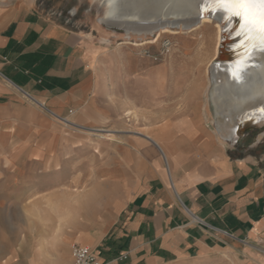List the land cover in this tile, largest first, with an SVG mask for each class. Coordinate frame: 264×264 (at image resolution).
Returning <instances> with one entry per match:
<instances>
[{"label": "crops", "instance_id": "crops-1", "mask_svg": "<svg viewBox=\"0 0 264 264\" xmlns=\"http://www.w3.org/2000/svg\"><path fill=\"white\" fill-rule=\"evenodd\" d=\"M5 1L0 2V162H11V147L32 148L30 156L39 162L34 165L44 153L56 161L53 153L68 145L61 117L86 129L118 116L126 105H112L85 33L31 2ZM165 82L146 78L145 104L157 110L138 142L147 156L131 177L132 193L89 247L106 264H264L263 158L221 146L215 128L201 118L198 97L184 94L173 97L182 102H171L161 96ZM157 145L161 158L154 153ZM100 188L83 194L82 202L100 196ZM73 240L67 233L62 243ZM68 261L63 252L53 263Z\"/></svg>", "mask_w": 264, "mask_h": 264}, {"label": "rangeland", "instance_id": "rangeland-1", "mask_svg": "<svg viewBox=\"0 0 264 264\" xmlns=\"http://www.w3.org/2000/svg\"><path fill=\"white\" fill-rule=\"evenodd\" d=\"M24 1L85 33L95 49V68L106 81L112 105L115 101L123 102L124 108L138 114V120H127L122 108L118 116L93 125L113 134L112 139H96L95 147L81 145L95 137L71 124L60 126L64 144L68 145L53 153L56 161L44 153L40 165H34L39 162H33L32 148L11 147V162H0V264H54L53 260L63 252L70 264L72 246H90L102 236L114 221L122 201L132 193L131 177L144 161L141 156H147L138 143L147 128L141 117L157 116V110L145 104L146 77L153 69L157 70V79L167 81L163 84L166 93L161 96L172 97L171 102H182L173 97L184 94L198 97L208 118L203 122L217 119L209 98L210 89L204 91L207 79L203 69L213 57L214 27L206 28L208 36L200 43L197 35L183 25L189 14L180 7L162 9L148 3L126 16L123 12L128 10L114 7L113 0H6L4 5ZM105 9H110L106 19L116 29L99 21ZM228 28L233 34L238 23L229 21ZM183 39L189 44L182 45ZM126 50L133 52L130 63ZM208 124L215 127L212 122ZM252 127L241 128L236 142H222L235 155L251 154L263 158L264 164V124ZM154 153L161 158L156 149ZM116 174L121 180H116ZM99 186L100 196L92 194L90 202L83 201L85 209H81L78 204L83 203L82 195ZM48 215L53 220L46 219ZM55 228L59 229L57 233ZM67 233H72L74 240L65 245L62 240ZM220 264L231 263L227 260Z\"/></svg>", "mask_w": 264, "mask_h": 264}, {"label": "bare ground", "instance_id": "bare-ground-1", "mask_svg": "<svg viewBox=\"0 0 264 264\" xmlns=\"http://www.w3.org/2000/svg\"><path fill=\"white\" fill-rule=\"evenodd\" d=\"M200 2L201 0H113V5L114 7L127 9V12H123L126 16H131L132 12L148 3L151 7L158 6L162 9L168 6L184 8L189 17L183 22V25L190 32L197 35V41L200 43L208 36L206 28L214 27L213 57L203 67L207 79L204 91L207 92L210 89L209 98L215 107L214 111L217 119L209 120V122L215 125L214 133L222 146L224 144L222 140L231 143L236 142L241 128L262 126L264 124V113L260 111V109L264 108V50L258 48L253 51L250 58L246 61V67L241 74V78L239 80L234 79L230 69L233 68L239 57L244 54V50L237 47L239 38L236 36V31L233 34L229 31L228 22H232L233 19L231 18L226 21L219 12L201 16L197 7ZM109 11L105 9L104 15L102 14L103 16L99 18V21L108 28L116 29L106 19ZM236 23L239 24V22ZM181 44L187 45L189 43L186 39H183ZM132 45L135 46L137 43H133ZM126 53L127 61L130 63L133 52L132 50H126ZM218 60L220 62H217ZM156 72L157 70L153 69L152 74L154 73V75L151 74L150 77L157 79ZM26 99L31 102V99ZM196 106L201 107L203 111L201 118L207 122L208 118L203 108L204 103H198ZM123 116L127 120H138V114L131 108H125ZM57 117L56 115L55 117L52 116L54 122H57ZM141 118L144 126L148 127L153 124L150 122V118L146 116H142ZM61 125L68 126L70 123L62 120ZM104 129L91 126L81 130L86 135L95 137V139H89L91 142L89 143L95 147L97 145L96 139L113 138L112 131ZM156 148L163 155L162 149L158 145ZM22 188L23 186L20 185L19 189Z\"/></svg>", "mask_w": 264, "mask_h": 264}, {"label": "snow or ice", "instance_id": "snow-or-ice-1", "mask_svg": "<svg viewBox=\"0 0 264 264\" xmlns=\"http://www.w3.org/2000/svg\"><path fill=\"white\" fill-rule=\"evenodd\" d=\"M197 7L201 16L219 12L226 21L238 18L237 47L243 49L244 54L230 71L233 78L239 80L251 53L258 48L264 50V0H201ZM260 111L264 113V108Z\"/></svg>", "mask_w": 264, "mask_h": 264}, {"label": "built area", "instance_id": "built-area-1", "mask_svg": "<svg viewBox=\"0 0 264 264\" xmlns=\"http://www.w3.org/2000/svg\"><path fill=\"white\" fill-rule=\"evenodd\" d=\"M66 122H69L73 127H80L61 117ZM264 251V248H263ZM70 264H106L102 262L95 251L87 245H73L71 248V262Z\"/></svg>", "mask_w": 264, "mask_h": 264}, {"label": "water", "instance_id": "water-1", "mask_svg": "<svg viewBox=\"0 0 264 264\" xmlns=\"http://www.w3.org/2000/svg\"><path fill=\"white\" fill-rule=\"evenodd\" d=\"M233 20H234L235 22H239L238 18H236V17H233ZM217 62H220V60H218ZM253 128H255V127H253Z\"/></svg>", "mask_w": 264, "mask_h": 264}]
</instances>
